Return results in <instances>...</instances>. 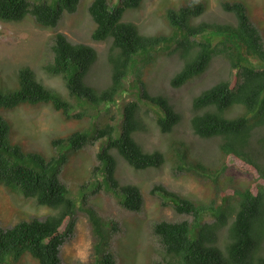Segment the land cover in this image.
<instances>
[{
	"label": "trees",
	"instance_id": "16d2710c",
	"mask_svg": "<svg viewBox=\"0 0 264 264\" xmlns=\"http://www.w3.org/2000/svg\"><path fill=\"white\" fill-rule=\"evenodd\" d=\"M79 1L0 0V20H20L31 14L37 24L55 28L65 12L77 10ZM112 2L91 0L88 5L93 21L91 39L109 42V77L102 86L89 79L97 49L85 42H73L58 30L49 43L52 58L43 68L62 78L71 99L45 86L32 68L25 66L18 70L17 88L0 90V106L45 102L62 110L66 117H83L92 116L101 105L107 110L117 105L119 118L115 119L114 111L109 120L96 124L92 134L78 129L65 137H53L52 144H68L75 150L89 140L100 141V163L93 171H104L110 186L122 195L120 204L130 211L141 209L143 193L137 184L119 181L116 154L134 169L159 168L169 160L173 171L210 186L209 197L197 200L163 185H153L150 191L160 195V204L171 205L176 214L184 216L153 223L152 233L163 252L151 264H264L262 33L240 0L221 2L233 17L224 22L195 21L205 9L202 0L168 8L163 21L169 32L155 33L142 31L134 21L122 20L125 10L138 8L142 0ZM208 31L219 36H211ZM163 53L176 54L181 60L169 80L173 87L199 76L216 58L228 63L230 77H222L190 97L191 133L214 143L215 153L211 155L203 151V155L194 156L190 144L178 137L170 138L167 150H148L137 139L139 132L148 131L151 121L161 133H172L183 119L169 96L151 93L145 87L146 71ZM121 95L124 100L119 98ZM85 103L87 106H82ZM8 129L0 115V183L51 207L53 212L8 227L0 225V264H19L18 259L26 251L39 264H62L60 248L75 229L77 211L69 188L59 179L67 154L58 152L47 158L37 152H24L20 145L10 143ZM200 156L208 159L203 161ZM85 211L93 257L81 264H117L111 248L115 223L93 208Z\"/></svg>",
	"mask_w": 264,
	"mask_h": 264
},
{
	"label": "rangeland",
	"instance_id": "374dc122",
	"mask_svg": "<svg viewBox=\"0 0 264 264\" xmlns=\"http://www.w3.org/2000/svg\"><path fill=\"white\" fill-rule=\"evenodd\" d=\"M91 0H80L75 12H65L55 27L37 24L31 14L20 20H0V90H12L19 85L18 70L29 66L36 78L49 88L60 92L71 99L60 76L48 74L43 65L52 58L49 43L54 31H62L73 42H85L97 49L98 57L94 62L89 79L103 85L109 77V66L106 61L107 41L91 39L92 18L88 12ZM189 0H142L138 8L126 9L122 20L136 22L142 31L155 33L169 32L163 21L168 8H178ZM205 5L203 13L195 21L207 20L224 22L233 20L232 13L225 11L222 1L202 0ZM246 7L253 23L259 28L264 38V0H240ZM118 0H113L116 4ZM234 16V15H233ZM211 36H219L208 31ZM215 39L214 41H216ZM181 60L176 54L163 53L157 58L145 74V87L151 93H164L170 97L175 106L181 110L183 119L172 133H161L155 122H150L148 131L139 132L137 139L145 148L167 150L171 137H178L190 144L194 156L215 153L213 142L201 139L191 133L188 118L190 116V97L222 77H230L228 63L220 58L214 59L210 66L199 76L193 77L180 87L170 85L172 73L179 68ZM95 82V83H96ZM130 87V86H129ZM123 99V95L119 97ZM121 105V100L118 101ZM119 105V106H120ZM87 106V103L82 104ZM91 106V105H89ZM81 106H75L80 108ZM101 105L92 116L66 117L62 110L54 109L49 103L21 102L14 107L0 106V115L9 125L8 139L12 144L20 145L24 152H37L47 158L58 152L67 154L66 162L60 167L59 179L67 185L77 207L75 229L60 248L62 264H81L91 260L92 235L85 208H93L104 219L115 223L112 234V250L117 264H151L159 259L163 248L152 233L154 222L165 218L176 220L184 215L176 214L171 205L160 204L158 193H151L155 184L163 185L171 191L193 199L203 200L209 197V188L192 177L173 171L171 162L166 160L159 167L134 169L120 155L116 154V176L122 183H135L143 193V204L140 210L130 211L120 204L122 195L106 180L104 171L93 168L100 163L97 153L101 150L100 141H88L87 144L73 150L68 144L54 146L51 139L67 136L82 129L92 134L96 124L110 119L115 111ZM72 110V112L78 110ZM153 118L150 117V120ZM114 122V119H111ZM205 161L208 158L200 156ZM160 193V192H159ZM163 200V199H162ZM53 212L47 205L38 204L33 198H25L17 190L0 183V225L8 227L22 219L43 218ZM19 264H39L28 251L20 256Z\"/></svg>",
	"mask_w": 264,
	"mask_h": 264
},
{
	"label": "clouds",
	"instance_id": "9594fccd",
	"mask_svg": "<svg viewBox=\"0 0 264 264\" xmlns=\"http://www.w3.org/2000/svg\"><path fill=\"white\" fill-rule=\"evenodd\" d=\"M112 248V247H111Z\"/></svg>",
	"mask_w": 264,
	"mask_h": 264
}]
</instances>
